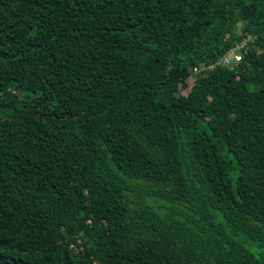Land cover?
I'll use <instances>...</instances> for the list:
<instances>
[{
    "label": "trees",
    "instance_id": "1",
    "mask_svg": "<svg viewBox=\"0 0 264 264\" xmlns=\"http://www.w3.org/2000/svg\"><path fill=\"white\" fill-rule=\"evenodd\" d=\"M241 233L264 247V0H0V264H264Z\"/></svg>",
    "mask_w": 264,
    "mask_h": 264
},
{
    "label": "built area",
    "instance_id": "2",
    "mask_svg": "<svg viewBox=\"0 0 264 264\" xmlns=\"http://www.w3.org/2000/svg\"><path fill=\"white\" fill-rule=\"evenodd\" d=\"M254 40L252 35H243L236 44L231 47L223 56H221L216 62L209 65H200L193 68V71L189 77L191 82L194 78L203 71H210L218 66H224L230 69H234L239 66L243 60V51L246 50Z\"/></svg>",
    "mask_w": 264,
    "mask_h": 264
},
{
    "label": "rangeland",
    "instance_id": "3",
    "mask_svg": "<svg viewBox=\"0 0 264 264\" xmlns=\"http://www.w3.org/2000/svg\"><path fill=\"white\" fill-rule=\"evenodd\" d=\"M74 45H77L76 41L74 42ZM189 82H191V80H189ZM181 87L184 89L183 91H186L187 86L185 84H182ZM239 238L242 242H244L247 246H249L255 253L264 254V247L259 246L256 241L247 240L245 234L243 233L239 235Z\"/></svg>",
    "mask_w": 264,
    "mask_h": 264
}]
</instances>
